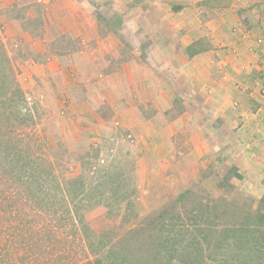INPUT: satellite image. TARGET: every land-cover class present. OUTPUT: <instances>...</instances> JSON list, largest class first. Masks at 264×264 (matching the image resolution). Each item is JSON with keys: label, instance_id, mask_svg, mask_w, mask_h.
<instances>
[{"label": "rangeland", "instance_id": "374dc122", "mask_svg": "<svg viewBox=\"0 0 264 264\" xmlns=\"http://www.w3.org/2000/svg\"><path fill=\"white\" fill-rule=\"evenodd\" d=\"M184 1L187 21L197 13ZM202 1L203 15L212 8V16L228 17L214 57L206 38L193 41L201 50L193 55L174 49L168 14L179 7L166 0H0V39L23 99L15 139L3 140L33 153L28 165L61 182L62 192L53 181L42 191L60 210L62 193L69 203L76 194L85 226L62 235L77 264L99 234L123 235L159 211L170 222L178 216L163 226H193L187 236L200 227V260L216 264L207 231L213 209L230 210L235 224L256 221L249 211L264 214V167L237 131L244 106H256L248 99L264 95V68L253 56L264 42L244 38L247 30L264 36L262 0ZM212 59L220 63L213 70ZM215 77L230 83L229 111L212 97ZM250 81L255 92L239 95L234 85Z\"/></svg>", "mask_w": 264, "mask_h": 264}, {"label": "trees", "instance_id": "16d2710c", "mask_svg": "<svg viewBox=\"0 0 264 264\" xmlns=\"http://www.w3.org/2000/svg\"><path fill=\"white\" fill-rule=\"evenodd\" d=\"M194 43L185 49L192 55L201 51L193 50ZM15 79L14 68L0 39V264H77L68 240L62 235L72 226H85L83 214L77 210L80 201L73 202L76 194L71 195L69 203L62 193L59 203L64 209L60 210L50 196L42 195L44 182L56 183L41 173L43 165L35 161L28 165L27 158L34 159V154L21 153L20 148L12 149L3 140V135L8 138L9 133V138L15 139L13 132L19 122L14 121L23 119L15 113L19 111L17 105L23 101ZM80 180L81 177L77 182ZM56 185L59 191L64 190L61 182ZM215 206L212 204V208ZM213 210L212 230H207L212 231V261L216 264H254L257 259V264H264V214L249 211L247 213L257 215L256 221L235 224L232 215L227 217L230 210ZM163 214L159 211L144 221L143 226L109 240L99 234V240L87 244L90 257L81 264H202L200 257L205 253L198 242V232H203L200 227L187 236L193 226H163V222L167 225L178 220V216L171 217L170 222ZM178 235L181 236L177 238ZM196 241L200 248H196ZM205 243V247L209 245L208 240ZM214 253L220 256L213 258Z\"/></svg>", "mask_w": 264, "mask_h": 264}, {"label": "crops", "instance_id": "0c3cea01", "mask_svg": "<svg viewBox=\"0 0 264 264\" xmlns=\"http://www.w3.org/2000/svg\"><path fill=\"white\" fill-rule=\"evenodd\" d=\"M192 1L193 3L191 10L195 11L197 15H195L193 19H189L186 21V19L184 18V11L188 10L189 8V5L187 6L186 4L187 1L166 0L167 3L175 4L179 7L177 11H171V13L169 12L168 14V19L172 21L173 26L177 29L175 35L177 42L174 49H176V51L178 52L184 53V49L186 48V46H188L194 40L199 38H206L211 44L210 52L212 53V57H214V54H220L223 51L222 45L219 43V33L221 32L219 28L222 27L223 30L228 32L229 27L226 23L228 17L221 16V14H219L218 16H212V8L206 10V12L208 11V15L205 16L202 14V11L204 9H202V7L206 6V4L202 0ZM221 22H223V24H220ZM187 23H191L192 26H186ZM237 24L242 25L239 20L238 23H235V25ZM242 49L248 50V48H245L244 46ZM253 54L254 58L257 59L256 66L259 69H263L264 46H259L255 49V51L253 50ZM218 64H220L218 60L212 59V70L214 68V65L217 66ZM254 83L255 82L250 81L241 86H237L236 84L234 86L236 87V92L239 95L252 94L255 92V90H253ZM229 87V82L221 80L218 77L212 78V97L215 99V102L218 103L219 108L225 111H229L226 108L230 96L228 93ZM240 98L242 97L240 96ZM250 98L248 99V102L256 103V106H253V108L251 107V105L244 106L240 113L242 116L238 117V119H240V126L238 127L237 131L241 139L244 138V140H247V142H251V140L253 141L252 146L248 148V152H252V156L255 157L252 159H255L253 160L255 161V163H258L257 161L260 159V166L264 167V95L256 94L254 98ZM240 100L245 101L244 99ZM222 106H224V108H221ZM247 120L250 121L248 125L249 128L244 124L248 123Z\"/></svg>", "mask_w": 264, "mask_h": 264}, {"label": "built area", "instance_id": "2783aa9c", "mask_svg": "<svg viewBox=\"0 0 264 264\" xmlns=\"http://www.w3.org/2000/svg\"><path fill=\"white\" fill-rule=\"evenodd\" d=\"M261 9L263 10V14H262V19L264 20V0H262V3H261ZM251 32L249 30H247L245 33H244V38H246V40H249L252 38L253 42L256 44V45H261L263 44L264 42V36L263 35H259V34H256L253 36V34H250ZM263 92H264V89H263Z\"/></svg>", "mask_w": 264, "mask_h": 264}]
</instances>
